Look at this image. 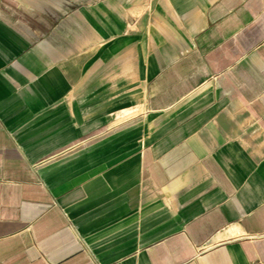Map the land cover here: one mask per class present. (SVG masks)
<instances>
[{
	"label": "crops",
	"instance_id": "1",
	"mask_svg": "<svg viewBox=\"0 0 264 264\" xmlns=\"http://www.w3.org/2000/svg\"><path fill=\"white\" fill-rule=\"evenodd\" d=\"M0 0V264H264V0Z\"/></svg>",
	"mask_w": 264,
	"mask_h": 264
},
{
	"label": "rangeland",
	"instance_id": "2",
	"mask_svg": "<svg viewBox=\"0 0 264 264\" xmlns=\"http://www.w3.org/2000/svg\"><path fill=\"white\" fill-rule=\"evenodd\" d=\"M85 1H87V0H76L75 2H76V3H82V4H84Z\"/></svg>",
	"mask_w": 264,
	"mask_h": 264
}]
</instances>
